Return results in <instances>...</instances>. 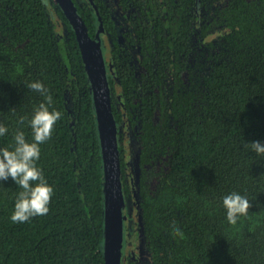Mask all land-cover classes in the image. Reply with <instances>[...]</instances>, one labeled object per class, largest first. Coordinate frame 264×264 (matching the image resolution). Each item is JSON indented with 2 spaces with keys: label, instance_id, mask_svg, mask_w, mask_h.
I'll return each mask as SVG.
<instances>
[{
  "label": "trees",
  "instance_id": "obj_1",
  "mask_svg": "<svg viewBox=\"0 0 264 264\" xmlns=\"http://www.w3.org/2000/svg\"><path fill=\"white\" fill-rule=\"evenodd\" d=\"M74 3L94 37L96 14ZM95 3L112 112L137 147L146 255L124 264H264V156L245 147L264 143V0H117L119 24ZM36 81L61 113L36 162L54 191L47 215L13 223L22 189L0 181V264H103L101 145L75 33L53 0H0V148L17 130L32 142L18 120L44 102ZM232 192L252 205L234 225L222 205Z\"/></svg>",
  "mask_w": 264,
  "mask_h": 264
},
{
  "label": "clouds",
  "instance_id": "obj_2",
  "mask_svg": "<svg viewBox=\"0 0 264 264\" xmlns=\"http://www.w3.org/2000/svg\"><path fill=\"white\" fill-rule=\"evenodd\" d=\"M27 87L44 97V102L34 108L30 119L20 116L18 120L19 124H26L31 129L32 142L26 140L23 131L17 130L13 136L12 150L0 148V181H7L10 178L22 189L16 196L10 217L13 223H25L32 217L47 215L54 191L36 162L40 158V145L51 138L54 125L61 119V113L49 110L53 99L41 82H30ZM7 131L8 129L0 124V136H4ZM245 147H250L257 156H264V143L259 141L245 143ZM222 205L227 222L233 225L241 216H246L252 206L247 197L236 192L225 195ZM173 227L175 235H182L178 227L175 225Z\"/></svg>",
  "mask_w": 264,
  "mask_h": 264
},
{
  "label": "water",
  "instance_id": "obj_3",
  "mask_svg": "<svg viewBox=\"0 0 264 264\" xmlns=\"http://www.w3.org/2000/svg\"><path fill=\"white\" fill-rule=\"evenodd\" d=\"M88 1L94 8L99 22L95 38L88 34L73 0H55L75 33L85 72L92 87L103 165V264H122L124 195L117 137L118 127L111 108L108 77L99 37L100 32L103 31L102 19L95 1Z\"/></svg>",
  "mask_w": 264,
  "mask_h": 264
},
{
  "label": "flooded vegetation",
  "instance_id": "obj_4",
  "mask_svg": "<svg viewBox=\"0 0 264 264\" xmlns=\"http://www.w3.org/2000/svg\"><path fill=\"white\" fill-rule=\"evenodd\" d=\"M103 1L109 6L110 10L112 11V14H113L112 17L114 18L115 23L119 24L121 22H124V17L120 15L122 14V12L119 14L120 10L116 3L117 0H103ZM76 2L81 6L89 5L90 8H92L94 13L96 14L94 8L92 7V5L90 4L88 0H76ZM98 25H99V22H98ZM99 37L101 40L102 51L104 53L105 51L104 45L111 44L110 38H108L104 27H103V31L100 32ZM92 38H95V36ZM120 41L123 42L121 38H120ZM103 55H105V53ZM122 126L124 127V129L121 128L123 131L128 130L129 133H131L130 129L127 128V130H125V127H126L125 123H122ZM123 131L121 133L120 128L118 127V135H117L118 145H124L126 147V138H125L126 136L125 135L127 134L123 135ZM128 136L130 135L128 134ZM128 154H129L128 158H126L127 157L126 151L123 154V158L125 161L124 176L126 177V181L128 183L130 195L127 198L126 197L124 198V208H123L124 218L122 221V231H123L122 264H124L127 260H135L136 262H139V260L141 258H144L145 256L144 254L145 245H144L141 217L139 214V207L137 205L138 202H137L136 181H137V176H138L137 174L138 173V168H137L138 159H137V154L136 153L134 154L133 151L130 150ZM135 193H136V196H134ZM142 245L144 249L142 248Z\"/></svg>",
  "mask_w": 264,
  "mask_h": 264
},
{
  "label": "rangeland",
  "instance_id": "obj_5",
  "mask_svg": "<svg viewBox=\"0 0 264 264\" xmlns=\"http://www.w3.org/2000/svg\"><path fill=\"white\" fill-rule=\"evenodd\" d=\"M53 2L54 3H56L55 2V0H53ZM57 4V3H56ZM55 21H56V26H57V28H58V30L61 32L63 29V25H62V23L60 22V20L57 18V17H55ZM104 53H105V58H106V60L108 59V45L106 44V45H104ZM121 128L122 129H124V127L123 126H121ZM125 130H127V127H125ZM130 130H132V129H130ZM125 134H127V135H125L126 137V158H128L129 157V154H128V152L131 150V151H133L134 152V154H135V150H136V148L137 147H135V145H134V142H133V139H132V132L131 133H129V131L127 130V131H123ZM128 134L130 135V136H128ZM135 159V158H134ZM142 248L144 249V247H143V245H142ZM144 254L146 255V252H145V250H144Z\"/></svg>",
  "mask_w": 264,
  "mask_h": 264
}]
</instances>
